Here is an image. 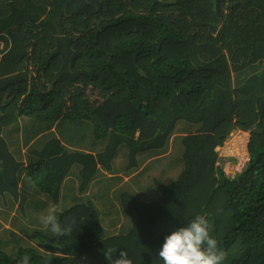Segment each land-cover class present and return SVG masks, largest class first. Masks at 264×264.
Returning <instances> with one entry per match:
<instances>
[{"label":"trees","instance_id":"trees-1","mask_svg":"<svg viewBox=\"0 0 264 264\" xmlns=\"http://www.w3.org/2000/svg\"><path fill=\"white\" fill-rule=\"evenodd\" d=\"M9 198L0 264H264V0H0Z\"/></svg>","mask_w":264,"mask_h":264},{"label":"clouds","instance_id":"clouds-1","mask_svg":"<svg viewBox=\"0 0 264 264\" xmlns=\"http://www.w3.org/2000/svg\"><path fill=\"white\" fill-rule=\"evenodd\" d=\"M239 132L238 134L244 135L246 138L239 139V147L243 150V153H246V155L241 157V152L238 153L236 149L231 151V148L234 147L235 141L233 142L232 137L234 136V133ZM251 134L249 132H245L242 130H236L231 133L228 140L224 143L222 146H218L216 148V151L219 155L218 158V166L222 168L224 173L227 177L234 179L237 174L241 173L245 166L250 161V153L248 150V145L250 142ZM221 149H224V153L221 154ZM248 154V155H247ZM243 155V154H242ZM154 160H157L156 158H153ZM222 162V163H221ZM235 162V163H234Z\"/></svg>","mask_w":264,"mask_h":264},{"label":"rangeland","instance_id":"rangeland-1","mask_svg":"<svg viewBox=\"0 0 264 264\" xmlns=\"http://www.w3.org/2000/svg\"><path fill=\"white\" fill-rule=\"evenodd\" d=\"M238 133L239 132L234 133V136L232 137L233 142L235 139H236V141H235L234 147L231 148V151L236 149V151L238 153L241 152V157H242V156L246 155V153H243V150L240 149V147H239L240 140L239 139H244L246 137L244 135H240ZM171 153H172V146L170 145L169 152L166 155H169ZM223 153H224V149H221V154H223ZM156 159H158V158H156ZM175 164H177V163L175 162ZM147 173H149V171ZM151 173H153V172L151 171ZM149 174H147V175H149ZM122 175H123V173H122ZM126 179H127V177H125V181H127ZM18 208H19V203L17 201H14L13 199L10 200V198H9V200L7 199V202H5V204H0V223H1V226L3 228H8V229L14 228L15 225L13 226V217L16 214H19L20 211L18 210ZM34 216H36V215H34Z\"/></svg>","mask_w":264,"mask_h":264}]
</instances>
